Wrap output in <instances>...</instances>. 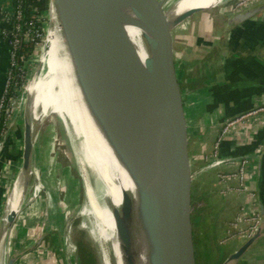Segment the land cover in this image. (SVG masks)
I'll return each instance as SVG.
<instances>
[{
    "label": "water",
    "instance_id": "obj_1",
    "mask_svg": "<svg viewBox=\"0 0 264 264\" xmlns=\"http://www.w3.org/2000/svg\"><path fill=\"white\" fill-rule=\"evenodd\" d=\"M165 1H49L44 40L53 9L90 112L140 190L138 208L133 195L123 190L119 191L120 207H112L121 264H141L139 243L144 236L153 248L150 264H201L190 130L174 43L175 33L181 31L189 19L208 9L190 10L176 22H170L164 10ZM125 10H130L135 19ZM263 13L264 0H261L231 15L225 24L229 29L240 27ZM126 21L148 34L144 62L126 34L123 26ZM26 94V108L21 116L23 147L18 209L7 218L3 212L0 261L1 247L8 241L11 229L25 208L34 167V130L27 91ZM194 97H209V93L197 91ZM92 145L93 141H86L87 154L93 153ZM75 158L80 165L81 157ZM80 168L85 192L88 180L81 165ZM103 185L110 188L105 178ZM13 190L14 183L8 198ZM104 199L111 207L109 199ZM259 214L258 227L220 264H241L264 239L263 205ZM97 221L100 223L99 219ZM44 238L45 234H42L33 245L14 251L5 264H17L23 256L37 249ZM100 245L108 252L110 264H116L109 243L100 240Z\"/></svg>",
    "mask_w": 264,
    "mask_h": 264
},
{
    "label": "crops",
    "instance_id": "obj_2",
    "mask_svg": "<svg viewBox=\"0 0 264 264\" xmlns=\"http://www.w3.org/2000/svg\"><path fill=\"white\" fill-rule=\"evenodd\" d=\"M0 9L9 19L2 26L12 29L15 24L14 0H0ZM229 17L223 21L216 34L221 44L214 52L199 57L196 50V55L194 53L192 57L186 49H180L186 64L195 67L194 72L185 77L183 88L209 93V97L194 99L197 104L192 106L190 112L195 115L197 109L199 114L189 120L190 128L194 119H198L196 126L192 125L195 130L193 134L190 132V137L193 141L197 140L194 142L195 149H202V155H200L202 167L206 164V158L212 153L224 125L239 115L264 105V13L232 29L227 28L225 24ZM174 49L175 53H178L176 41ZM10 67V47L0 29V99ZM178 70L181 71V69ZM19 125V128L17 126L4 138L0 155V222L3 208L16 180L13 179L15 168L22 157L21 121ZM219 155L223 159L249 158L247 191L238 190V181L234 177L221 181L217 176L219 172L233 175L236 166L224 165L204 172L203 176H200L204 181L200 186V194L196 197L198 203L196 216L202 247L204 238L209 244L215 242L217 245H223L221 241L225 238L227 231H231L235 234V238L244 241L243 235L239 234L247 229L248 219L260 212L261 205L264 206V119L254 125L234 126L222 140ZM25 217L18 218L16 225L19 221H23L22 219H25L28 225L34 222L33 215L26 214ZM237 219L239 221L234 226ZM22 226L24 224L18 226L14 232L15 242L16 239L21 238ZM36 241H30L31 243L26 247L33 245ZM241 244L226 250L218 248V256L225 260ZM40 246L23 256L17 264H44L46 258L43 254L41 255ZM15 250L18 248L15 247ZM241 264H264V239L247 254Z\"/></svg>",
    "mask_w": 264,
    "mask_h": 264
},
{
    "label": "rangeland",
    "instance_id": "obj_3",
    "mask_svg": "<svg viewBox=\"0 0 264 264\" xmlns=\"http://www.w3.org/2000/svg\"><path fill=\"white\" fill-rule=\"evenodd\" d=\"M244 1L247 0H230L214 9L199 13L189 19L184 24L181 31L175 33L176 49L178 52L175 53V60L177 69H181L180 72L178 70V77L184 94L188 122L192 117L199 114V110H195V115L193 112H190L191 108H193L192 106L197 103L194 101L195 97L193 99L194 93L191 94L192 90L186 87L183 88L185 77L189 74L191 75L195 67L194 65L189 66L188 63L186 64L183 59L182 50L186 49L187 53H190L192 57L196 50L199 57L214 52L221 44L216 34L220 29V25L223 24V21L227 17L241 12L261 0H257L252 4L248 3L244 8H238V5ZM179 35L183 37H178ZM44 44L43 42L40 46L37 59L35 63L31 65V69L18 97L16 106H20V111L18 114L17 126L20 124L22 112L26 108V87L38 66L39 56ZM184 65L185 67H183ZM20 104H22V106ZM194 120L192 125L195 127L198 119ZM192 125L189 130L193 134L195 129ZM191 141L190 153L192 156L196 198L200 194V186L204 181V179L201 180L200 177L204 174H200L202 168V163L200 161L202 149H195L194 142H197V140ZM34 145V170L37 173L31 176L27 197L30 199L33 191L38 187L41 188V191L34 199H28L29 202L25 205V208L20 212L19 216V218L21 216L24 218L26 214H31L34 217V222L28 225L27 222L24 221L25 219H22V223L19 221L17 225L15 224L16 227L14 226L11 229L8 237V257L16 251L15 247L18 249L26 248V246L31 243L30 241H36L42 234H45V243L39 248L41 255L43 254L46 258L44 264H102L97 241L90 232L83 227L84 222H87V218L80 215L81 208L85 204L83 180L79 168L76 165L77 160L70 148L60 120L56 115L50 114L42 120L40 126L34 133ZM21 163L22 162H19L15 168V176H13V179H16L19 175ZM197 206L198 203L196 200V209ZM3 211H5V206ZM195 215H197V211ZM22 224H24V226L20 228L21 238L20 240L16 239L15 242V240H13V236L15 237L14 232L16 228ZM199 233L200 229L198 225V236L200 237ZM53 237L55 238L54 240H56V244L53 241ZM205 241L204 238L203 247L200 241L201 264H220L223 258L218 256V248L221 247L223 250H226L236 247L239 243H243V240L238 238L230 240L223 245H217L215 242L209 244ZM207 246L209 247L207 248Z\"/></svg>",
    "mask_w": 264,
    "mask_h": 264
},
{
    "label": "bare ground",
    "instance_id": "obj_4",
    "mask_svg": "<svg viewBox=\"0 0 264 264\" xmlns=\"http://www.w3.org/2000/svg\"><path fill=\"white\" fill-rule=\"evenodd\" d=\"M228 1L166 0L164 10L168 21L176 22L190 10H209ZM124 12L135 19L130 10H125ZM50 21L46 41L39 57V66L34 78L26 87V91L29 94L33 130L35 133L42 120L50 114L56 115L60 120L74 156L82 159L80 160V165L84 169L85 179L88 180L85 183V204L80 211V215L87 218V222H84L83 227L97 241L102 264H110V262L108 252L101 247L100 240L104 241V243H109V247L116 259V264H121L112 207L117 209L120 207L122 198L119 191L123 190L133 195L136 208H138L140 190L130 172L107 142L96 118L90 112L76 73L72 55L62 35L56 12L53 9L50 12ZM123 26L136 53L144 62L147 58L146 38L148 34L128 21ZM89 139L93 141L92 147L94 150L91 155L87 154L84 146ZM76 165L81 175H83L77 161ZM36 173L33 167L32 174ZM104 178L109 183V189L103 185ZM19 186L20 178L18 175L14 181V190L5 204L4 218H7L12 211L18 209L17 196ZM40 191L41 188H36L31 198L27 197L24 204L34 199ZM104 198L109 199L111 207L107 205ZM95 213L98 214L97 217ZM97 218L100 223H98ZM140 239L141 264H150L149 257L153 253V248L145 236ZM8 255L9 243L4 241L1 247L0 264L6 263Z\"/></svg>",
    "mask_w": 264,
    "mask_h": 264
},
{
    "label": "built area",
    "instance_id": "obj_5",
    "mask_svg": "<svg viewBox=\"0 0 264 264\" xmlns=\"http://www.w3.org/2000/svg\"><path fill=\"white\" fill-rule=\"evenodd\" d=\"M257 0H247L242 2L238 5V8H244L248 3L252 4L255 3ZM22 19V15L20 11L14 12V20L19 21ZM8 16L5 15L2 21H0V29L2 30V33L4 37H10L8 40V44L10 47L11 52V67L8 72V78L6 80L5 88L2 94V97L0 99V121L1 119H5V130L2 133V138L0 139V155L4 146V138L12 132L17 127L18 122V114L20 111V106L17 105L18 99H15L12 97V76H13V67L15 65V52L14 50L19 45L21 39L19 37L20 32V26L18 24L14 25L12 29H7L3 27V23L7 22ZM36 37L40 38V34H36ZM29 34H25V40H29ZM44 42V39L42 40V43ZM24 60V58H21ZM25 61V60H24ZM176 62V60H175ZM178 70V69H177ZM195 94V93H194ZM190 96V95H189ZM264 119V105L258 106L256 108H253L249 110L248 112H245L241 115H239L237 118L230 120L227 122L224 127L222 128V131L215 142L214 149L212 153L206 158V164L201 168L200 174L207 172L209 170L221 167V166H236V171L233 175L225 174L223 172L218 173V178L221 181H226L230 179L231 177H234L238 181L239 191H247V179L249 174V158H230V159H223L219 155V147L224 139L225 136L230 132V130L236 126V125H254L259 123L261 120ZM238 219L235 221L234 226L238 223ZM247 229L244 233H240L239 235L246 239L248 238L254 230L258 227L260 223V214L256 213L253 216H251L250 219H248ZM235 234H232L231 231H227V234L225 238L221 241V244H225L235 238Z\"/></svg>",
    "mask_w": 264,
    "mask_h": 264
},
{
    "label": "trees",
    "instance_id": "obj_6",
    "mask_svg": "<svg viewBox=\"0 0 264 264\" xmlns=\"http://www.w3.org/2000/svg\"><path fill=\"white\" fill-rule=\"evenodd\" d=\"M50 0H14V11H20L22 19L15 21L20 26L19 37L21 39L19 45L14 50L15 65L12 76V92L11 95L18 99L22 86L26 81L31 65L37 59L42 40L45 38V30L47 27V18ZM4 12L0 9V21L4 18ZM40 34V38L36 34ZM25 34H29L30 39L25 40ZM7 41L10 37H6ZM21 58H24L22 60ZM177 67V65H176ZM197 91H192L191 94ZM5 119L0 121V139L5 130ZM53 241L56 244V240ZM45 243V240H44Z\"/></svg>",
    "mask_w": 264,
    "mask_h": 264
}]
</instances>
